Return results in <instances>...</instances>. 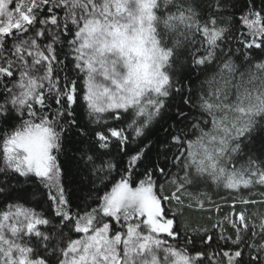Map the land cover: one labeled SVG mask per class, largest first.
Segmentation results:
<instances>
[{"label": "snow or ice", "instance_id": "obj_1", "mask_svg": "<svg viewBox=\"0 0 264 264\" xmlns=\"http://www.w3.org/2000/svg\"><path fill=\"white\" fill-rule=\"evenodd\" d=\"M0 264H264V0H0Z\"/></svg>", "mask_w": 264, "mask_h": 264}]
</instances>
